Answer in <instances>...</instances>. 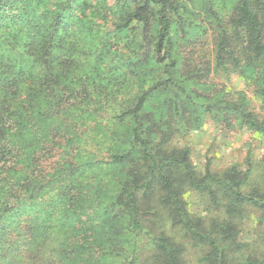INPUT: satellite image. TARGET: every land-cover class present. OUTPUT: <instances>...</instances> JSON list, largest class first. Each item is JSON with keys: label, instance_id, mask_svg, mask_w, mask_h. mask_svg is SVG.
Instances as JSON below:
<instances>
[{"label": "trees", "instance_id": "1", "mask_svg": "<svg viewBox=\"0 0 264 264\" xmlns=\"http://www.w3.org/2000/svg\"><path fill=\"white\" fill-rule=\"evenodd\" d=\"M112 1L119 12V20L124 24H141L140 31L134 35L138 51L132 53L136 62L131 70L140 64L138 69L142 70H149L150 64H162L165 75L148 79L149 83L138 90L131 102L122 105L111 116L115 121L129 120L133 125L128 146L113 153L111 162L135 170L130 157L137 152L144 169L141 172L129 170L120 179L116 199L105 207L94 209L99 212L94 225L96 244L103 248L117 245L118 237L124 234L128 224L134 230L143 228L138 217L139 192L159 196L162 191L167 192L161 199H169L181 213L174 169L182 170L183 177L200 190L213 194L212 185H220L232 201L259 203L264 208V194L251 197L239 191L248 171L241 176L240 171L231 169L219 175L206 169L204 175L198 177L185 153L177 156L154 144L157 139L165 140L168 132L172 134L169 122L164 121L171 112L179 115L180 108L191 97L178 74L185 79L194 78L184 73H196L198 58L203 57L200 64L208 65L196 40L188 41L190 44L182 51L180 64L171 49L173 18L182 14L186 0ZM203 1L210 9L215 0ZM40 2L44 9L38 13L32 9L33 0H0V264H45L47 256L53 257V264L69 260L62 256L65 246L61 241L58 242L59 248L54 249L46 238L55 226L53 223L60 224L67 217L63 212H68L71 204L77 202L70 193L79 184L74 175L81 167L93 162L89 157L77 161L79 155L74 154L81 124V128H86L81 135L86 136L87 126L83 119L90 103L88 84L84 85L83 81L88 73L79 75L78 70L91 55L81 48L79 41H85L92 28L87 26L86 19H77L71 14L77 5L85 17L83 8L90 3L88 0ZM218 7L210 32L215 40L216 65L225 70L233 69L245 79H251L255 93L264 96V0H233L230 12H221ZM108 53L106 49L104 54L97 53L95 58L104 59ZM84 56L86 60L81 59ZM140 77L143 80V75ZM174 81L178 86L176 97L180 98L173 103L175 107L171 106L170 97L163 96L159 116L147 119L146 104L151 98L160 96ZM217 106L238 113L241 124L264 134V122L244 109L243 102L222 106L217 103ZM116 125L114 123L110 131L107 130L111 139ZM54 149L59 150L57 154L60 153L61 159L55 167L48 168H54L51 173L41 166L42 156L49 157ZM53 185L59 189L57 199L62 210L58 213L59 218L52 217L53 212H46L40 195L41 190L45 188L48 192ZM113 216L116 224H112ZM181 218L194 238L209 241L212 251L205 257L209 262L228 264L220 258L215 240L190 227L189 220L182 214ZM59 226L53 236L60 232ZM155 239L165 263L180 264L179 248L165 236L159 235ZM252 263L262 264L257 260Z\"/></svg>", "mask_w": 264, "mask_h": 264}, {"label": "rangeland", "instance_id": "2", "mask_svg": "<svg viewBox=\"0 0 264 264\" xmlns=\"http://www.w3.org/2000/svg\"><path fill=\"white\" fill-rule=\"evenodd\" d=\"M88 1L90 5L83 8L85 17L81 13L82 8L77 5L71 12L77 19H86L87 26L92 28L85 41H79L81 48L91 55L78 70L79 75L88 73L83 81L84 85L88 84L90 103L83 119L87 126L86 136L81 135L82 130L86 131V128H81V124L74 154L79 155L77 161H85L89 157L93 162L81 167L80 172L74 175L79 184L70 193L77 202L71 204L68 212H63L67 217L60 224L53 223L55 226L49 230L46 238L50 247L58 249L59 241L65 246L62 256L69 260L63 264H166L155 239L162 235L179 248L180 264H212L205 258L212 251L209 241L194 238L190 228L185 226L182 214L184 219L189 220L190 227L215 240L220 258L226 263L260 264L252 263L257 260L264 264L263 206L248 201H232L220 185H212L213 194L208 190H200L183 177L184 172L180 169H174L173 175L181 213L169 199H161L167 192L162 191L160 196L139 192L138 217L143 228L134 230L128 224L124 234L118 237L117 245L103 248L96 244L94 225L99 212H94V209L105 207L116 199L120 179L131 170L125 164H113L111 155L128 146L132 122H118L111 116L122 105L131 102L138 90L149 83L148 79H157L165 73L163 65L155 63L150 64L149 70L139 68L140 73L138 67L141 64L131 70L136 62L132 53L138 51L135 47L137 37L134 35L140 31L141 24H124L119 20V12L112 0ZM232 2L215 0L209 9L203 0H186L182 14L173 18L171 49L178 58V64L182 51L190 44L188 41L196 40L208 65L200 64L203 57L198 58L196 73H184L194 78L185 79L176 75L191 97L186 99L188 103L180 108L179 115L171 112L164 121L169 122L172 134L168 132L165 140L157 139L154 144L177 156L185 153L186 160L198 177H202L206 169L219 175L231 169L240 171L241 176L248 171L239 191L259 197L264 194V134L241 124L237 119L238 113L217 106V103L222 106L243 102L244 109L264 122V96L255 93L252 80L245 79L233 69L225 70L215 62V40L210 34L211 26L216 21L217 6H220L221 12H230ZM32 4V9L43 12L44 6L40 0H33ZM106 49L109 53L104 59L95 58L97 53L104 54ZM84 57L81 59L86 60L87 57ZM140 75H143V80ZM177 90L174 81L173 85L160 93L159 98H151L144 108L146 118L159 116L163 109V96L170 97L171 106L175 107L173 103L180 99L176 97ZM114 123L117 125L113 127L114 138L111 139L108 131ZM58 152V149H54L49 157L42 156L41 166L44 169L55 167L61 159ZM130 159L135 169L131 171L141 172L144 169L143 160L137 152ZM53 169L46 171L52 173ZM58 193L56 185L48 192L45 188L40 191L46 212H53L52 217L57 218L62 211L59 209ZM112 224H116L114 216ZM57 226L60 232L53 236ZM60 236L63 239L57 240ZM104 240L109 242L108 239ZM52 259L47 256L45 264H53Z\"/></svg>", "mask_w": 264, "mask_h": 264}]
</instances>
